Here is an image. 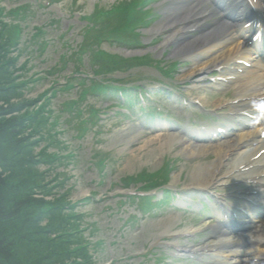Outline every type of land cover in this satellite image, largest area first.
<instances>
[{
  "label": "rangeland",
  "instance_id": "obj_1",
  "mask_svg": "<svg viewBox=\"0 0 264 264\" xmlns=\"http://www.w3.org/2000/svg\"><path fill=\"white\" fill-rule=\"evenodd\" d=\"M118 2L124 3L123 0H53L50 5V0H0V8L4 11L21 7L19 11L25 16L19 23L21 34L16 47L18 65H24L18 71L20 77L16 76V80L26 81L20 91L9 93L8 103L0 100V109L7 111L10 107L20 106L22 116L34 108V104L26 106L25 103H33L42 93L48 97L44 117L55 126L47 124L39 127L45 142H41V145L38 142L30 153L36 155L41 146L48 145L49 152L56 150L60 154H71V158L62 160L53 170L61 175L59 181L64 182L63 187L56 191L64 193L74 204L93 195L89 204L80 205L76 210L83 215L80 226L86 228L84 236L92 243L96 242L93 248L94 264H200L192 263L183 254L172 262L167 255L176 253L170 246L173 242L199 248L211 241L214 212L209 208L198 210L199 199L196 197L202 198L208 193L226 194L231 196L227 198L228 201H234L235 194L227 185L203 188L193 184L192 179L202 166L215 160L211 154H198V147L208 148L218 144L216 141L201 142L198 139L203 138H199L197 133L200 128L215 127V124L221 123L222 116L225 119L228 114L226 103L238 99L237 94H242L239 85L244 81L243 72H236L238 80L218 87L211 82L196 85L186 81L184 76L190 72L192 64L186 69L177 70L172 78L161 76L151 67L136 68L127 74L107 77L118 79L129 74L132 78L124 85L142 86L145 92L164 94L169 98L151 95L145 100L148 108L131 105L130 110L134 113L131 117L127 115L128 118L117 115L107 102H101L91 95L81 102L77 101L73 110H68L65 103L77 100L79 90L77 87L63 90L64 77L69 78L75 69H79L72 55L83 40L80 35L81 27L86 24L82 22L83 17L92 15L97 8L108 9ZM253 4L264 9L263 0H254ZM204 6L205 10L210 7L207 2ZM166 14L160 17L164 20L159 19V25L166 23ZM3 20L6 23L14 21L8 15ZM200 21L205 25L210 23L205 17ZM88 32L85 38L97 39L100 36L99 29L95 27ZM163 32L164 29L158 31V37L166 36ZM150 39L149 35L145 36L143 41L146 44L136 50L102 43L100 49L107 54L98 55L106 66L112 61L110 56L127 58L136 55L130 52L150 54L170 61L177 59L172 55L173 45L163 46L160 40L153 45ZM39 43L43 44L39 47ZM44 43L46 46L42 49ZM86 55H83L81 64L83 69L79 70L88 76L91 73L90 65L94 63L92 60L97 56ZM62 57L65 63H62ZM255 72H259L258 67ZM207 75L211 77L213 73ZM247 76L244 74L245 79ZM180 97L186 102L181 104ZM194 101L199 107L191 104ZM96 112L98 117L90 121L92 113L95 117ZM0 113V124L19 115L17 112L7 115ZM47 131L53 137L54 134L59 136L46 138L44 134ZM177 136L182 139L178 140ZM25 138L29 139V143L38 141L31 135ZM55 140L59 142L54 144L52 141ZM185 143L194 153L188 150ZM42 170L39 168V171ZM164 170L170 173L168 189L173 195H178L168 205L162 202L154 207L150 204L143 207L141 203L133 204L136 201L131 203L124 197L133 194L136 187L138 190L145 186L149 188L151 184L135 182L141 176H147L144 179L152 182L158 181L156 176L160 171V175L164 174ZM125 181L133 183L125 186ZM240 188L247 189L244 185ZM248 195L254 197L256 191L249 190ZM154 196L158 201L164 197L162 192H156ZM130 215L135 217V221H128ZM45 222L41 225L45 226ZM34 259L35 254L28 258L29 261ZM61 262L57 260L55 264Z\"/></svg>",
  "mask_w": 264,
  "mask_h": 264
},
{
  "label": "trees",
  "instance_id": "obj_2",
  "mask_svg": "<svg viewBox=\"0 0 264 264\" xmlns=\"http://www.w3.org/2000/svg\"><path fill=\"white\" fill-rule=\"evenodd\" d=\"M20 9L21 7H18L6 12L0 8V100L5 103L9 102L10 92H18L26 85V81L16 80V76L20 77L18 71L23 69L24 65H18L16 54L21 34L19 23L25 18L21 15ZM124 11H126L124 7L111 9L108 13L101 14V19L105 21L104 23L114 22L113 29L120 30L124 26ZM5 15L11 16L14 21L4 22ZM88 30L87 28L84 30L83 40L72 55V59L78 64L77 68L83 69L82 56L86 53L90 57L97 56L90 65L93 76L108 74L115 68L124 69L121 66H132L130 62L112 57H109L112 61L106 66L107 64L102 62L104 60L95 53L98 51L100 36L97 39L85 38L89 33ZM36 35L37 33L34 36ZM42 44L39 43V47ZM45 46L46 43L42 49ZM64 60L62 57V63H65ZM79 69H75V73H71L69 78L64 77L63 90L67 91L75 86L79 90L77 100L65 103L68 110H73L77 101L85 100L90 92H100L104 96L105 91L115 90L114 87L108 86L102 91L101 83L84 76V72ZM120 91L125 93L124 90ZM47 103L48 97L42 93L33 103H25L26 106L34 104L30 113L21 116L20 106L10 107L7 111L0 109V112L5 113L4 115L13 112L19 114L11 121L0 124V264H55L57 260L62 261L60 264H94L95 262L93 248L96 242L92 243L84 236L86 228L80 226L83 215L75 211L80 203L72 204L64 193L56 191L63 187L64 182L59 181L61 175L53 170L62 160L71 158V154H60L56 150L49 152L48 145L41 146L36 155L30 153L38 142L40 145L41 142H45L39 127L47 124L51 127L55 126L44 117ZM92 116L90 121L95 119L93 113ZM30 135L38 141L29 143V139L25 137ZM44 136L56 138L59 135L54 134L53 137L47 131ZM52 142L55 144L59 141ZM39 168L43 170L39 171ZM168 174L157 175L158 181L144 179L147 176H141L138 181L151 184L149 188L145 186L143 189L165 186L169 180ZM132 182L125 181L124 185L128 186ZM89 199L80 202L87 203ZM138 201H141L144 207L148 204L146 202L148 199L143 197ZM132 219L133 217L129 220ZM43 221H46L45 226L41 225ZM33 254L35 259L29 261L28 258Z\"/></svg>",
  "mask_w": 264,
  "mask_h": 264
},
{
  "label": "bare ground",
  "instance_id": "obj_3",
  "mask_svg": "<svg viewBox=\"0 0 264 264\" xmlns=\"http://www.w3.org/2000/svg\"><path fill=\"white\" fill-rule=\"evenodd\" d=\"M196 1V5H193L192 8L187 7L176 12V9L170 10V23L166 26L169 28L176 23L181 24L193 19L194 10L203 2L202 0ZM216 26L207 36L188 41L185 43L187 46H180L176 49V55L187 53L186 51H193L191 52V57L194 58V65L191 72L185 76L186 78L201 80L210 65H218L221 63V59H225L230 54L235 56L240 53L242 39L235 37L233 23L231 25L224 21V23H219ZM183 29H176L175 33L177 32L179 35ZM261 61V57H252L250 59L249 62L259 67L260 72H246L249 77L244 78V81L239 85V91L242 94H237L239 106L247 105L254 111H262L263 115L256 114L259 125H256L249 132L241 130L242 132L239 131L232 139L230 137L227 141H218L219 143L212 147H198V154H211L215 160L202 166L195 173V179H192V183L196 186L209 188L226 184L235 190L244 180H248L251 182L249 186L255 187L253 189H257L259 194L264 195V158L261 157L256 161L250 160L252 158L251 155H255L256 152L260 151L261 143L263 142L260 138L262 130H264V67L260 65ZM236 108L237 106H231L230 111H242ZM177 139L182 138L177 136ZM177 139L174 138V140ZM251 144H254V146H250ZM185 145L188 150L194 153V150L187 143ZM246 167H249L247 169L249 171L242 173V170ZM235 195L243 196L238 193V190L235 191ZM252 200L253 202L251 203H244L236 197L233 203L226 201L217 203L219 215H221L219 208L222 207L224 210V215L220 216L221 218L229 214L231 217H233L232 214L239 215L240 209L243 210L246 216L243 215L242 219H240L242 220L243 226L241 228L243 230L233 235L227 233L228 229L233 226H227L224 228L225 230L217 228L219 230L215 231V242L213 243L214 239H211V243H207L201 249L213 250V253L208 251L211 257L208 254L206 255L210 258H208L209 261H205V264H264V218L258 213L264 206V197H256ZM226 212L228 213L226 214ZM255 222L260 223L256 224ZM170 246L174 247L177 252L182 253L190 250L195 253L200 251V249L180 246L177 243H171ZM217 246H222L221 248L223 249L220 250L221 248H217ZM242 247L245 248V252L240 255L238 254L241 253L239 248ZM189 254L193 253L189 252Z\"/></svg>",
  "mask_w": 264,
  "mask_h": 264
}]
</instances>
